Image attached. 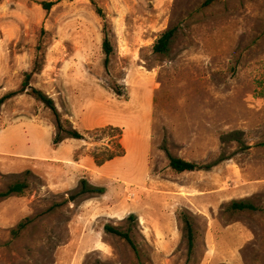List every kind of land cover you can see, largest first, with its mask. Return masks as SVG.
<instances>
[{
	"label": "rangeland",
	"instance_id": "rangeland-1",
	"mask_svg": "<svg viewBox=\"0 0 264 264\" xmlns=\"http://www.w3.org/2000/svg\"><path fill=\"white\" fill-rule=\"evenodd\" d=\"M207 1L0 0V98L30 74L85 135L54 145L53 112L27 92L0 107V193L28 185L0 199V264H264V0ZM108 126L122 139L95 133ZM168 154L220 163L176 173Z\"/></svg>",
	"mask_w": 264,
	"mask_h": 264
},
{
	"label": "trees",
	"instance_id": "trees-1",
	"mask_svg": "<svg viewBox=\"0 0 264 264\" xmlns=\"http://www.w3.org/2000/svg\"><path fill=\"white\" fill-rule=\"evenodd\" d=\"M215 1L216 0H208L205 3V5L212 4ZM54 4L55 3H52V2H50V3L44 2V3H42V6L46 10H49L52 8V6H54ZM176 32H177L176 29H169V30L163 32L162 35L160 36V38L154 44L153 52L155 54H163V55L167 54L170 50V45H171L174 37L176 36ZM103 51H104V55H105V67H108L110 64V59L114 53V48H113V45L111 42L110 31L108 29L107 23H105V27H104ZM30 79H31V75L26 74L25 81L23 82L22 88L20 91L10 92V93L6 94L5 96H3L2 98H0V107L3 106L7 101L13 99L14 97L27 92V94H30L31 96H33L37 101L41 102L43 105H45L46 108L50 109L53 112V114L56 118L57 127H58V133H57L56 137L54 138V145H58L63 141V139L61 138V134H65V135H67V137L75 139V140H84L85 135L78 132L76 129L67 130L65 128L64 123H63L62 118H61V115L58 112L57 107L55 105V102L52 98H50L43 91H40L38 89H35V88L29 89ZM109 131L111 133H117L119 135V138L122 139V130L120 128H117V127L108 126L106 128L97 129L95 131V133L99 134L100 132L104 133V132H109ZM238 135L239 134L232 135V139L239 142ZM118 147L120 149L119 151L112 152L111 154H109L107 157H105L103 159H99V158L95 157L96 165L102 166L105 163L114 160L115 158L125 156V150L123 149L122 145L121 146L118 145ZM168 156H169V161H170L169 162L170 167L176 173L197 172V171H201V170H209V169L217 166L220 163V162H218L214 165H208L206 167H202V166H200L194 162H189V161H186L184 159L174 157L171 154H168ZM27 189H28L27 183H17V184L11 185L7 191L0 193V199L8 198L11 196H22ZM94 192L103 193L104 189H97V190H94ZM230 208L233 211L256 210V208L249 203L237 202V201L233 202L231 204ZM182 216H183L182 220L185 224V229H186V233H187V237H188L189 255H191L194 248H195V242H196L194 227H193V223L190 220V217L188 215L183 214ZM28 224H29L28 220L20 223L17 226V228L13 230V232H12L13 236H15V237L20 236L22 231L27 228ZM106 230L108 232L113 233V234L121 237L122 239L126 240L133 247L134 250H137L135 243L133 242L129 233L122 232V231H120L116 228H113V227H106Z\"/></svg>",
	"mask_w": 264,
	"mask_h": 264
}]
</instances>
